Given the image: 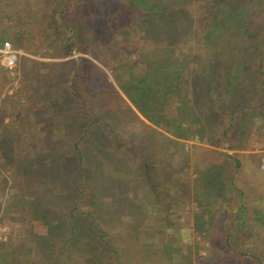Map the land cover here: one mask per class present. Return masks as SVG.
Returning <instances> with one entry per match:
<instances>
[{"label": "trees", "instance_id": "trees-1", "mask_svg": "<svg viewBox=\"0 0 264 264\" xmlns=\"http://www.w3.org/2000/svg\"><path fill=\"white\" fill-rule=\"evenodd\" d=\"M7 39L24 53L15 93L0 64V189L11 184L5 216L16 207L23 232L0 240V264H133L130 253L149 262L170 252L171 241L157 247L159 229L151 242L136 233L147 203L133 192L141 185L169 217L218 189V166L203 167L202 188L185 171L210 148L186 159L179 146L192 137L229 148L239 121L264 114V0H0ZM93 55L120 68L118 82ZM198 209L191 228L201 231L211 210ZM223 239V253L204 236V255L189 246L172 264H232L234 236Z\"/></svg>", "mask_w": 264, "mask_h": 264}, {"label": "rangeland", "instance_id": "rangeland-1", "mask_svg": "<svg viewBox=\"0 0 264 264\" xmlns=\"http://www.w3.org/2000/svg\"><path fill=\"white\" fill-rule=\"evenodd\" d=\"M7 41L12 43L9 39L5 42ZM18 50H20V55L24 53L21 49ZM75 55L78 57L91 56V54L88 55L84 52H77ZM93 56H95L93 59L98 65L108 72L110 80L114 83L118 82L120 68L115 64L107 63L99 56ZM36 57L44 61L52 60L51 58L41 56V52H38ZM9 75L10 79L5 90L6 93H15L20 87V81L15 73L13 74L9 71ZM13 100L16 101L15 99ZM17 100L19 99L17 98ZM250 118L243 123L239 121L236 128L233 129L232 138L228 141V144L231 146L229 148L216 146L205 140L197 141L192 137L182 139L184 148L179 146V154L180 156L183 154L182 157L186 159L188 157H184V154L189 153L191 155L192 151L198 149V146L205 145L210 148L209 151L199 149L200 160H198V165L195 167L191 163L190 169H185V171L190 172L193 183L202 188V175L210 173L215 165L219 167V169H213V173L220 180V186L217 185L218 189L211 190L212 187L210 185V188H207V193H203L200 196V201L191 198L184 205H177L173 208L170 216L167 217L168 215L157 204L156 200L154 201L151 198V192H145L141 185L139 189L142 190L137 189L136 192H133L145 204L147 203V216L144 218L145 220L143 221V218H141L140 223H142L135 226L137 229L136 233L142 237L141 241H153L154 236L150 235L148 230L156 228L160 230L157 233V238L161 239V243L157 242V247L162 248L160 251L164 249L162 245L166 240L173 243L170 252L164 249L154 256L155 262L153 259L149 262H143L141 253H138V255L130 253L129 258L133 264L176 263L182 259L183 254L188 253L190 250L189 246L200 257L206 253L205 246L202 245H208L203 240L204 236L210 237L214 241V251H217V254L219 252L223 253L225 250L223 238L229 234L234 236V248L230 252L233 255L232 264H257V259H251L253 255L264 258V200L262 199L264 197V114L258 113L256 116ZM162 131L168 135L164 129H161ZM160 136V138L163 137L162 139L165 142L167 141L166 137ZM216 150L232 154L235 161L239 160V164L233 161L234 159L231 161L230 159H226L225 156L219 155ZM203 167L211 171H205ZM131 170L135 171V169ZM10 185L4 190L0 189V240L7 239L9 235H14L15 233L21 234L23 232L20 230V223L18 221L12 222L11 219L20 215V212L14 210L16 207L13 209L14 211L12 210L5 216L7 207L14 204L12 200L14 191ZM160 190L162 191L161 188ZM130 194L133 195L132 193ZM200 204L204 208L211 210L208 212L210 214L204 216L205 218L208 217L207 219H212V222L205 224L201 231H196L191 227L194 226L196 220L203 218L201 209H198ZM14 205L16 206V204ZM173 213L175 217H173ZM45 232L46 229H42V233ZM29 245H31L30 251L34 252V244L29 243ZM195 245H199V247ZM235 253L238 254L236 255ZM242 253H246L249 257L243 258ZM240 259L245 261V263H242ZM199 261H201L200 264L207 263L203 259Z\"/></svg>", "mask_w": 264, "mask_h": 264}, {"label": "built area", "instance_id": "built-area-1", "mask_svg": "<svg viewBox=\"0 0 264 264\" xmlns=\"http://www.w3.org/2000/svg\"><path fill=\"white\" fill-rule=\"evenodd\" d=\"M20 50L7 41L0 45V64L3 65L8 71L15 73V68L18 64Z\"/></svg>", "mask_w": 264, "mask_h": 264}, {"label": "crops", "instance_id": "crops-1", "mask_svg": "<svg viewBox=\"0 0 264 264\" xmlns=\"http://www.w3.org/2000/svg\"><path fill=\"white\" fill-rule=\"evenodd\" d=\"M10 94H12V93H10ZM36 127H37L36 129L39 130L40 128H42V125L41 124H37ZM41 133H42V131H41Z\"/></svg>", "mask_w": 264, "mask_h": 264}]
</instances>
